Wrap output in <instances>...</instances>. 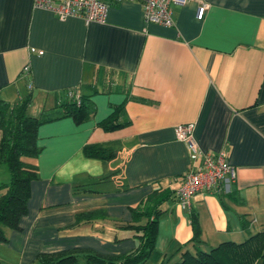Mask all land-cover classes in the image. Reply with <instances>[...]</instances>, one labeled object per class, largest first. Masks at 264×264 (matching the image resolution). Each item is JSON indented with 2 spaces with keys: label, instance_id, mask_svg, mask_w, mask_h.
<instances>
[{
  "label": "crops",
  "instance_id": "obj_1",
  "mask_svg": "<svg viewBox=\"0 0 264 264\" xmlns=\"http://www.w3.org/2000/svg\"><path fill=\"white\" fill-rule=\"evenodd\" d=\"M203 1L202 20L196 3L175 5L166 28L145 25L135 1L111 4L102 24H84L59 21L32 0H0V100L29 95L27 116L51 118L37 128L36 179L18 229L0 244L1 264H35L37 254L72 250L126 254L137 239L121 226L155 192L168 197L142 264L264 232V0ZM68 89L86 100L90 114L81 123L59 107ZM114 111L121 127L104 131L99 123ZM186 124L201 152L227 154L234 178L182 209L179 178L199 164L175 139L174 127ZM89 145L113 156H85Z\"/></svg>",
  "mask_w": 264,
  "mask_h": 264
},
{
  "label": "trees",
  "instance_id": "obj_2",
  "mask_svg": "<svg viewBox=\"0 0 264 264\" xmlns=\"http://www.w3.org/2000/svg\"><path fill=\"white\" fill-rule=\"evenodd\" d=\"M64 100L60 106L63 116L71 117L78 124L89 117L86 100L78 95L76 104L74 94L68 89L62 92ZM30 96L23 97L15 104L0 100V164L7 169L8 179L0 184V244L7 241L6 233L17 230L22 216L26 214L30 183L36 179L35 166L30 162L39 152L36 145V132L39 125L51 118L41 114L37 118L27 116ZM114 111L99 123L104 131H112L116 124ZM85 156L110 159L113 152L99 145L83 148ZM168 196L155 192L147 197L141 206L131 209L132 223L121 226L131 231L137 239L136 247L123 255L102 256L89 250H72L53 254H37L35 264H142L150 256L157 233L159 205ZM96 212L80 214L75 221L94 217ZM144 221V222H141ZM191 241L197 242L199 227L196 217L190 216ZM1 264V263H0ZM167 264H264V232H257L243 241L221 242L208 251L196 249L194 253L183 251L176 261Z\"/></svg>",
  "mask_w": 264,
  "mask_h": 264
},
{
  "label": "built area",
  "instance_id": "obj_3",
  "mask_svg": "<svg viewBox=\"0 0 264 264\" xmlns=\"http://www.w3.org/2000/svg\"><path fill=\"white\" fill-rule=\"evenodd\" d=\"M122 0H32L34 9L45 10L55 15L59 21L68 18H80L84 24H102L106 17L107 8L113 3ZM140 4L142 22L145 25L154 24L169 28L173 25L171 7L183 6L194 2L197 4L195 18L200 21L208 9V4L203 0H126ZM30 52L37 55L41 51L33 48ZM24 72L27 67H23ZM76 104L79 103L78 95L74 94ZM175 139L182 142L187 150L188 158L192 162L199 160L196 166H189L187 171L179 178L175 189L177 204L180 208H188L190 200L201 191L216 188L224 179L234 178V169L227 162V154L220 151L215 155L203 153L199 150L192 137V125H177L174 127Z\"/></svg>",
  "mask_w": 264,
  "mask_h": 264
},
{
  "label": "rangeland",
  "instance_id": "obj_4",
  "mask_svg": "<svg viewBox=\"0 0 264 264\" xmlns=\"http://www.w3.org/2000/svg\"><path fill=\"white\" fill-rule=\"evenodd\" d=\"M7 179H8L7 169L4 165L0 164V184L6 183ZM173 261L174 260H171V262H173Z\"/></svg>",
  "mask_w": 264,
  "mask_h": 264
}]
</instances>
